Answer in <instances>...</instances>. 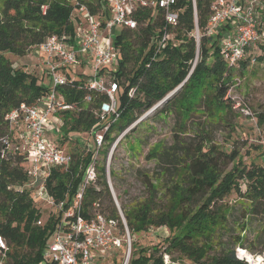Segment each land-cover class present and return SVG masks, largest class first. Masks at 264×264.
<instances>
[{
  "label": "trees",
  "instance_id": "obj_1",
  "mask_svg": "<svg viewBox=\"0 0 264 264\" xmlns=\"http://www.w3.org/2000/svg\"><path fill=\"white\" fill-rule=\"evenodd\" d=\"M76 3L87 5L93 13L103 0H0V137L8 133L6 113L21 103L34 104L47 90L38 85L37 77L29 71L14 67L4 53L24 56L51 34H73L77 21ZM185 3L183 19L189 30L192 28V11L189 1ZM262 3L264 15V0ZM198 8L199 26L203 27L209 0H199ZM146 39L145 31L129 29H123L116 38L120 58L112 77L119 84L115 95L119 118L104 133L107 146L142 112L175 89L186 77L194 58V40L184 37L180 45L169 49L167 56L146 67L148 58L143 50ZM252 52L251 49L247 51L239 66L245 64ZM239 66L231 67L217 45H212L209 51L203 37L194 70L159 109H169L184 120L199 111L206 121L200 127L198 141L184 143L177 136L171 145H160L152 150L150 156L157 159L158 165L152 173L145 174L144 185L150 193L148 200L121 206L130 234L159 226H165L171 232L159 246L132 244L129 264H163L165 253L171 261L187 264H248L235 256L233 247L221 246L222 231L226 229L234 207L224 198L234 193L243 200L240 204L246 214L263 219L264 163L254 160L244 163L236 141L229 148L218 146L207 130L214 123L226 124L234 130L233 100L226 95L232 71ZM135 85L137 87L130 95L129 90ZM60 90L67 101L77 102L80 109L62 112L65 115L60 141L64 143L70 139L68 143L72 142V148L76 150L70 149L72 161L68 170L53 167L47 178V187L57 198L67 190L70 194L75 191L85 165L94 155L84 141L79 143V138L71 139L69 133L87 132L96 122L94 110L106 98L104 94H93L91 101L83 102L86 89L65 87ZM256 115L259 123L264 122V110ZM180 128V132H184L185 126L180 125ZM107 146L98 152L105 156ZM3 147L0 143V235L8 250L4 256L0 254V261L2 264H39L55 215L52 214L44 224L37 223L42 215L40 208L27 190L19 188L27 177L25 154ZM104 196L108 197L106 206ZM160 200L163 203L157 205ZM93 203L94 208L106 217L120 220L108 189L104 163H96V178L84 192V206L92 208ZM261 226L259 238H262L261 251H264V222ZM241 238L237 236L233 242L241 245ZM216 245L218 248H214Z\"/></svg>",
  "mask_w": 264,
  "mask_h": 264
},
{
  "label": "built area",
  "instance_id": "obj_2",
  "mask_svg": "<svg viewBox=\"0 0 264 264\" xmlns=\"http://www.w3.org/2000/svg\"><path fill=\"white\" fill-rule=\"evenodd\" d=\"M185 1H189L192 11V28L189 30L183 19ZM198 2L199 0H103V4L93 13L87 5L76 3L78 7L74 8L77 16L74 33L51 34L32 48L36 49L37 54H43L40 59V64L44 66L41 78L46 73L50 83L43 86L47 90L34 104L21 103L6 113L8 133L0 137V143L25 154L27 177L19 188L27 190L37 199L45 200L50 208L47 219L52 214L55 215L39 264H104L110 260L113 264H129L131 237L120 208L117 207L120 217L118 220L106 217L94 208V203L92 208L84 206L85 189L96 178V155L105 143L104 133L119 118L115 98L119 84L112 77L120 58L115 43L117 36L123 29L145 31L147 41L143 50L148 58L146 67L152 61L167 56L169 49L180 45L184 37H191L195 43V55L190 61L186 77L175 88L182 85L194 70L203 37L206 38L208 50L211 51L212 45H217L223 59L231 67H238L247 51L264 41L262 0H209L208 15L203 27L199 26ZM254 59L255 57L251 58L252 61ZM73 65L76 68H71ZM87 67L93 70L92 75L84 74ZM71 74L75 77L72 78ZM231 82L226 97L233 100V109L255 120L250 107L241 103L239 97L231 95L239 78L234 77ZM65 87L86 89L83 102L91 101L93 94H104L106 98L94 110L96 122L87 131L95 147L94 155L85 165L75 191L70 194L67 190L61 198H57L49 191L46 182L53 167L68 170L72 154L65 146L71 140L67 139L63 143L60 137L56 141L49 136L53 131L59 133L63 127L64 120L57 116L58 113L80 109L77 102L65 99L60 90ZM136 87L137 85L130 88V95ZM107 115L111 119L105 121ZM126 131L120 132L112 147ZM12 138L16 140L12 141ZM261 138L260 142L264 144V134ZM106 181L112 190L108 165ZM113 199L117 205L115 196ZM47 219L40 217L37 223L44 224ZM7 250L6 242L0 235V254L4 256ZM241 251L246 250L236 248L235 256L251 264L242 256ZM164 256L163 264H177L168 259L167 255Z\"/></svg>",
  "mask_w": 264,
  "mask_h": 264
},
{
  "label": "rangeland",
  "instance_id": "obj_3",
  "mask_svg": "<svg viewBox=\"0 0 264 264\" xmlns=\"http://www.w3.org/2000/svg\"><path fill=\"white\" fill-rule=\"evenodd\" d=\"M80 18L83 20L82 16H80ZM4 55L12 62L14 67H20L36 76L38 85L45 86L50 83L49 76L46 73H44L43 78H41L44 66L40 64V59L43 57V54H37L36 49H32L24 56H16L11 53H4ZM259 55H261V59L257 58ZM252 57H255L253 61L251 60ZM71 68H76V65H73ZM92 71L91 68L87 67L84 74L86 76L92 75ZM71 76L72 78L75 77L73 74H71ZM234 77L239 78V82L234 85L231 95L239 97L241 103L250 107L255 114V120L243 115L238 110L232 109L235 114V116L232 117L234 130H231L226 124L214 123L207 127L208 135L221 147L229 148L232 146L233 141H236V147L244 163L249 164L252 160L258 163H264V144L260 142L262 139L261 135L264 134V122L259 123L256 115V113L264 110L263 40L258 42L257 46L254 47L252 54L250 57H247L245 64L241 63L239 68H235L232 71L231 79ZM230 83L232 82L230 81ZM175 89L142 112L135 121L127 126L124 129V131H127L121 136L114 147H112V144L120 133L115 136L114 140L108 146L104 143L100 149H105L107 146V153L105 156L101 154V151L97 152L96 163H98V165L102 163L108 165L112 190L109 187L108 189L113 204L116 208L119 207L120 210L122 205H128L133 201L148 200L150 193L144 185V179L146 178L145 174L152 173L156 165H158L157 159L150 156L152 150L157 149L160 145L165 147L171 145L177 136H179L184 143L194 142L200 139L198 137V134L201 133L200 127L206 120L199 114V111L192 113L184 120L169 109L166 111L159 110L163 102L176 91ZM52 114L50 116H53ZM58 114V117L64 118L65 113ZM110 119L111 116L107 115L105 121ZM180 125L185 126L184 132H180ZM60 129L59 133L53 131L49 138L57 141L61 136L63 127ZM206 132L207 131H204L203 133ZM69 137L79 138V143H83L84 141L88 147L95 151L92 137L88 132H70ZM71 143L65 146L66 149L70 150L72 148ZM8 149L10 150L11 148L8 147ZM71 150L75 151L76 148L73 147ZM240 187L244 189L243 184H241ZM31 196L34 199V203L42 212L40 217L46 220L50 209L49 206L45 200L37 199L32 194ZM114 196L118 206L114 202ZM196 201L199 202V198H197ZM224 201H227L229 205H234V207L228 217L226 229L222 231L223 242L221 246L226 245L228 248L233 247L234 252L236 248L245 249L246 251L241 252L242 256L251 260V264H259V260L261 261L262 253L264 252L261 251L262 238H259V233L263 229L261 223L264 222V218L260 219V216L254 217L246 214L240 204L243 200L238 198L234 193L225 197ZM157 203V205H161L163 201L160 200ZM103 204L104 206L108 204V197L106 198L104 196ZM169 234H171V232L165 226L150 227L147 230L130 234L131 246L132 244L137 247L159 246L160 243H162L160 241ZM237 236L242 237L241 241L243 243L241 245L233 242ZM214 248H218V246L216 245ZM161 252L162 250H160L159 253ZM164 255H167L168 259L170 258L167 253L163 254V257H165ZM110 262L113 264V261L110 260ZM110 262L105 261L104 264H110ZM172 262L187 264L186 262Z\"/></svg>",
  "mask_w": 264,
  "mask_h": 264
},
{
  "label": "bare ground",
  "instance_id": "obj_4",
  "mask_svg": "<svg viewBox=\"0 0 264 264\" xmlns=\"http://www.w3.org/2000/svg\"><path fill=\"white\" fill-rule=\"evenodd\" d=\"M242 252V251H241ZM242 254V253H241ZM248 261H251V260H248ZM262 261V263H261ZM261 261L259 260V264H264V254L262 255V258H261ZM258 262V261H257Z\"/></svg>",
  "mask_w": 264,
  "mask_h": 264
},
{
  "label": "water",
  "instance_id": "obj_5",
  "mask_svg": "<svg viewBox=\"0 0 264 264\" xmlns=\"http://www.w3.org/2000/svg\"><path fill=\"white\" fill-rule=\"evenodd\" d=\"M255 264H257V263H255Z\"/></svg>",
  "mask_w": 264,
  "mask_h": 264
}]
</instances>
